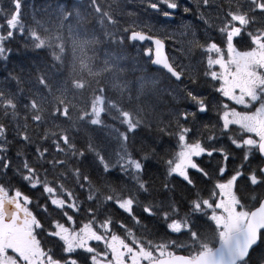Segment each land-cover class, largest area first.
Instances as JSON below:
<instances>
[{
  "label": "snow or ice",
  "instance_id": "obj_1",
  "mask_svg": "<svg viewBox=\"0 0 264 264\" xmlns=\"http://www.w3.org/2000/svg\"><path fill=\"white\" fill-rule=\"evenodd\" d=\"M196 9L147 0L160 35L120 25L61 81L81 11L117 21L0 0V264H264V0Z\"/></svg>",
  "mask_w": 264,
  "mask_h": 264
},
{
  "label": "trees",
  "instance_id": "obj_2",
  "mask_svg": "<svg viewBox=\"0 0 264 264\" xmlns=\"http://www.w3.org/2000/svg\"><path fill=\"white\" fill-rule=\"evenodd\" d=\"M100 9L102 10V5ZM112 11L114 13H112V16L110 17L113 20L120 22L118 23L120 25L123 19L125 20L124 18L125 15L117 14L114 10ZM120 16L123 18H121ZM95 19L96 16L94 13L89 14L87 13L86 10H82L80 16L73 21L70 27L64 30L63 32V37H64L63 44L65 49L63 53L64 65L62 66L60 70L61 74L58 77L61 81L70 80L71 77L74 75L83 76L85 79L89 78L86 72L82 73L79 71L81 59H84L89 65V67L93 69V71L94 69L97 68V66L100 65V61L102 59V50L105 43L104 33L106 32V29L105 27H103L102 29L93 28V23ZM109 26H110L109 32H113L112 28L115 26V24L114 25L109 24ZM83 31L85 32V40L81 39L79 42L80 48H78V51L77 50L74 51L75 47L74 44H72V42H74L75 39H73V35L75 37V35L77 34L78 35L82 34ZM71 56L74 58L70 62ZM101 75H103V73ZM116 83L119 84L121 83V81L117 80ZM70 95H72L71 92ZM90 95H91L90 93H84L83 95L76 93L73 103H77L80 101H87L88 99H90Z\"/></svg>",
  "mask_w": 264,
  "mask_h": 264
},
{
  "label": "flooded vegetation",
  "instance_id": "obj_3",
  "mask_svg": "<svg viewBox=\"0 0 264 264\" xmlns=\"http://www.w3.org/2000/svg\"><path fill=\"white\" fill-rule=\"evenodd\" d=\"M213 2L214 3H224V4H227L228 3V0H213ZM232 2L235 3V0H232ZM190 7L193 9V12H196L197 11L196 6H195V8L192 7V6H190ZM199 11L202 12V11H204V9H200ZM183 17H185L188 20H196V18H194V16H193V13L184 14Z\"/></svg>",
  "mask_w": 264,
  "mask_h": 264
},
{
  "label": "rangeland",
  "instance_id": "obj_4",
  "mask_svg": "<svg viewBox=\"0 0 264 264\" xmlns=\"http://www.w3.org/2000/svg\"><path fill=\"white\" fill-rule=\"evenodd\" d=\"M94 71H100V68H99V66H97V68L96 69H94ZM102 74V73H101Z\"/></svg>",
  "mask_w": 264,
  "mask_h": 264
},
{
  "label": "water",
  "instance_id": "obj_5",
  "mask_svg": "<svg viewBox=\"0 0 264 264\" xmlns=\"http://www.w3.org/2000/svg\"><path fill=\"white\" fill-rule=\"evenodd\" d=\"M166 50H167V46H166Z\"/></svg>",
  "mask_w": 264,
  "mask_h": 264
}]
</instances>
